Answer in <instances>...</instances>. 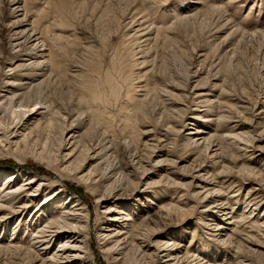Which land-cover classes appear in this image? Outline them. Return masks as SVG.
I'll return each instance as SVG.
<instances>
[{
    "label": "rangeland",
    "instance_id": "obj_1",
    "mask_svg": "<svg viewBox=\"0 0 264 264\" xmlns=\"http://www.w3.org/2000/svg\"><path fill=\"white\" fill-rule=\"evenodd\" d=\"M24 2L28 17L23 28L46 46L39 52L41 42L33 51L32 41L25 49L13 50L8 29L3 30L0 193L13 176L15 189H27L38 197L30 202V196L21 194L27 209L17 215L10 196L0 203L6 207L0 212L3 245L18 238L28 248L37 235L33 224L50 217L51 212L42 219L40 207L48 202L49 209L57 208L60 200L71 196L69 205L80 199L89 210L87 240L95 264H113L98 236L122 205L133 220L130 234L137 236L135 242L128 240L124 257L128 264H160L165 259L141 261L137 253V247L148 244L145 237L155 226L161 238L174 235L179 256L189 257L179 264L208 260V264H264V0H22L21 5ZM187 5L192 11L187 14L193 16L180 19ZM34 53L45 56L35 61ZM35 62L44 64L35 71L29 68L28 74L20 68ZM52 67L58 77L52 75ZM57 67L61 75L55 72ZM148 81L152 88L158 83L160 93L147 94ZM22 82L29 85L23 86V103L33 108L13 109L27 113L20 123L6 98L18 93L15 84ZM36 103L40 105L34 107ZM41 121L42 127L36 128ZM194 131L213 137V145L223 144L226 162L218 166L206 159V142L199 149L189 146L188 137L193 135L187 133ZM84 144L90 148L85 159L80 156ZM235 154H242L240 159L261 177L239 175V168L221 174V166L233 167L229 161ZM80 160L74 171L72 164ZM111 164L114 173L122 171L127 179L118 173L101 181ZM117 178L123 182L115 184ZM160 180L158 189L176 187L182 192L174 196L177 209L170 216L160 213L170 201L161 200L150 188ZM31 182L32 190L24 187ZM91 183L99 185L98 195L87 188ZM112 186L117 196L98 204ZM215 201L229 204L210 217L206 207ZM108 206L110 212L102 214ZM156 213L161 217L151 227L141 224ZM3 216L9 221L2 224ZM215 224L227 230L222 239H229L232 246L221 244ZM58 243L50 245L47 256L59 248ZM25 248L0 250V264H39L33 249Z\"/></svg>",
    "mask_w": 264,
    "mask_h": 264
},
{
    "label": "bare ground",
    "instance_id": "obj_2",
    "mask_svg": "<svg viewBox=\"0 0 264 264\" xmlns=\"http://www.w3.org/2000/svg\"><path fill=\"white\" fill-rule=\"evenodd\" d=\"M21 1L22 0H0V23L3 26V27L0 28V54H4L5 53L4 45L2 44V37H3V32H4L3 30L4 29H8V33H9V36H10L9 37L10 40H9L8 44H9V47H11L13 50L25 49V48H23V46L29 44L32 41L34 42V45L32 44V46H35V47H33L34 49H32L33 51L36 50V46L39 43H41V42H42L41 43L42 45L38 48L39 52H41V51L43 52L44 48H42V47L46 46L45 42H43V40L39 39L38 35H34L33 37H29L28 34H27V29L23 28V24L27 20V17H28V12H27V7H26V2H24L25 5H21ZM7 11H9V12H7ZM21 12H23V14H21ZM189 12H192L190 10L189 5H187L185 8H182V14H180V16H179L180 19L185 20V19L191 18L193 15L191 13L187 14ZM21 16H22V18H21ZM5 22H9V24L6 25V24H4ZM31 25L33 26V24H31ZM35 30L36 29L33 30L34 33H35ZM28 47H29V45H28ZM33 56L36 59L35 61H38V59H43L45 55H44V53H39V54L38 53H34ZM30 59H32V57ZM43 62H44V60H43ZM43 62H37V63L35 62V64H32L33 63L32 62L28 66L27 65H21L20 68L24 67L25 68L24 73L28 74L29 68L33 69V70L36 69V68L39 69L40 66L42 64H44ZM61 71L62 70H60L59 67H57L55 69V72L58 75H61ZM51 72H52L53 76L56 75V74L53 73L54 72V67L51 68ZM50 77H51V75H50ZM50 77H49V79L53 78V77H51V78ZM57 80H58V78H57ZM16 81H14V82H16ZM207 83L208 82H206V84ZM14 84H12V85H14ZM151 84H152L151 81H148V83L146 84L147 88H149V90H147V94H149L150 92H156V91L158 93H160L159 92V87L160 86L158 85V83H157V86H154L153 88L151 87ZM25 85H28V83L22 82L20 85H16L15 84V86H17V88L19 89V90L16 91L18 93H13L14 95H12L11 97H7L6 98V99H8L7 103H9V105H11L13 107L12 110H11V111H13L12 114L16 115V118L20 119L19 120L20 123L22 121V118L27 113L25 111L24 112H16L13 109L14 108H22V109L24 108V109H28L29 110L32 107L29 104H24L23 103V99L22 98L25 96V92H24L25 88L23 86H25ZM139 90H140V88H139ZM157 92H156V94H157ZM2 96H4V95H0V97H2ZM202 96L205 97L207 95H202ZM146 99H147V97H146ZM15 101H17L18 104ZM142 101H144V100H142ZM134 102L137 105V104H139L140 100L135 99ZM207 102H209V101H207ZM202 103H206V102L203 101ZM37 105H40V103H36L33 106L37 107ZM50 106L46 107V109H47L46 111L48 113L51 112V107ZM40 109H41V107H40ZM40 115H43V114H40ZM42 125H43V121L37 122L35 127L36 128H39V127L41 128ZM174 130H175V128H173V129L169 128V131H171V132H174ZM198 132H200V131H196L195 133H193V132L187 133V136L188 135H193V137L192 136L188 137L189 141L192 142L191 145H189V146H194L193 148L199 149L201 144L206 142L207 144L203 148L204 149L203 151L205 152L206 159L211 160V162L213 164L218 165V166H220L223 163H225L227 157H226L225 151L223 149V144L222 145L221 144L213 145V143H212L213 141L212 142L210 141V140H212L213 137L212 138H206L205 136H203L202 134H199ZM31 135H32V132L28 135V137H30ZM167 135H168V133L166 132V136ZM240 137H241V134H240V136H236L235 139H240ZM25 139L27 140V135L25 136ZM81 141H82V138H81ZM214 147H217V149L215 150ZM77 148L78 147H76V150H77ZM89 150H90L89 146H87V144H84V146H83V148L81 150V153H80L81 155L80 156H82V158L85 159L87 157V154H88ZM213 150H214V152H213ZM72 152H74V150H72ZM235 155H236V157L234 155H232V156H234V158H231L230 159L231 161H229L230 164H233V167L228 168L227 166H221V169H223L221 174H225V172H227L228 170L231 171V173H233L232 170L234 168H239V170H237L239 175H240V173H242V174H245L246 177H248V178H253L254 176L255 177L256 176L261 177L260 173L258 174L253 167H251L250 165L249 166L247 165V161L246 160L243 161V160L240 159L242 157V154L241 155L239 154L238 156H237V154H235ZM216 159H219V161L216 162ZM56 160H58V159H56ZM81 162H82V160H80L79 163L76 166L72 164V167L74 166V168H73L74 171L79 170V166L78 165H80ZM173 164H175V163H173ZM113 166L114 165H112V164L110 165V169H108L109 170L108 174H106V173L102 174V176L100 177L101 181L114 178L115 175L118 174V173H119V178H121V176H122L123 178L127 179V177L124 175V173L122 171H119L118 173H114L116 171V169ZM201 171H204V168ZM197 174H199V173H197ZM11 177H13V176H11ZM11 177L7 178V180L9 182L7 184H5V186L2 187V189H1L0 195L1 196L3 195V197L0 200V203L1 202H5L3 200L4 198H6V200H8L9 198H7V197L10 196V198H12L11 200L13 202H15L14 206H13V203H12V208H15V207L18 208L14 212L17 215V214H19V212H18L19 210H20V212H22V211L24 212L27 209V204H25L22 201H20V195L21 194L26 193L27 196H30V202H34L35 199L38 196H36L37 193L35 195L31 194L32 191L31 192L27 191V189L25 191L24 188L15 189L16 186L13 185V183H15V179L13 180V178H11ZM32 179H34V178H32ZM28 180H30V179L25 180V182L28 181ZM161 180H163V179H161ZM161 180H160V182L158 181L157 183L151 184L150 188H155L156 189V190H154V193L156 195L159 194L161 196V200H165L166 199V200L170 201V203L163 205L162 208L160 209V213L162 212V213H165L166 216H170V215H172L175 212L174 210L177 209V208L175 209V207H174L175 204H173L174 203L173 198L176 195L178 197L179 194L182 193V192L178 191L179 188H176V187H174V188H172V187H164L163 189H161V188L158 189L160 187L159 184L162 182ZM34 181L35 180H33V182ZM121 181H119L118 178H117V179H115L114 183L116 184V183H119ZM33 182L24 185V187L25 186H30L29 190H32L31 187L34 184ZM6 185H7V187H6ZM156 185H158V186H156ZM152 186H155V187H152ZM206 187H207V185H205L203 188H206ZM39 188L43 189L42 185H40ZM87 188H89V189L91 188V192L93 194H95V195L99 194V185H97L96 183L89 184ZM115 189L116 188L115 187L113 188V186L110 189H108L107 190L108 193L105 192V195L100 198V200L98 201V204H99V202L101 204L107 203V202H105L106 198L116 197L117 194H114L116 192ZM34 192H39V190L38 191H34ZM208 193L210 194L211 192L209 191ZM218 193L219 194H225V193H223V190H220ZM61 195L62 194H60V193L56 194L54 198H57V197H59ZM71 200H73V198L71 196H68L67 198H65L63 200H60L61 204L59 203V206L57 208H54V209H49L48 208V205H47L48 202L44 203L40 207V209L38 210L39 211L38 213L41 214L42 219H45L48 216L47 214L51 212L50 213V217H47L48 219H46V220H37L35 222V224H33L32 227L36 226V230H37L36 234L37 235L31 237V240H30L31 243H30V246L28 248H25V245L27 244V242L23 241L22 239L18 240V238L12 239V240L10 239V241L7 242L6 246H4L5 244L3 242V239L1 238L0 239V250L11 251V250L15 249V250H20L21 251V250H23V248H25V250H30L32 248L33 252H35V255H36V259L35 260H37L39 264H95L94 263V259L91 258V255H90L91 249H90L89 242L87 240V237L89 236L88 232H87L88 228H89V219H90V217L88 215L89 210L86 211L84 209L85 208V204L82 202V200H80V199L74 200L71 203V205H69L70 202L68 203V201H71ZM226 200L229 201V199H226ZM217 202L218 201H215L214 203L209 204L206 207L207 212L208 211L211 212L210 217L211 216L213 217V215L216 213V211L219 212V209L222 206H224L226 204L227 205L229 204V203H225V202L223 204H218ZM5 208L1 204L0 205V212H2L3 209L5 210ZM10 210H12V209H10ZM256 210L257 209H255V211ZM109 212H110V207L109 206L108 207H104V212H102V214H107ZM112 214L113 215L109 219L111 223L108 226H106L105 228L100 229V232H99V236L98 237L100 238V241L102 243V247L101 248H102V250L104 249V252H105V254H107V256H109V254L112 256L113 264H128L124 260V257L126 255L128 240L132 239L131 241L135 242L136 241V237H137L136 234L135 235L134 234H130L131 233L130 232L131 225L129 223L132 222L133 220L131 219L130 215H127V211H125L124 205H122V207H119L118 210L114 211V213H112ZM225 214L228 215V213H224V215ZM159 217H161V215H159V213H156L154 216H151L146 221L141 222V224H145L147 227H149V226L151 227L152 224L157 222V218H159ZM38 218H40L39 215H38ZM233 218L234 217H231V218H228V219L230 220V219H233ZM1 220H3V221H1V223L2 222L6 223V221L7 222L9 221L8 219L5 218V216L1 217ZM223 220H225V219H223ZM134 222L131 223V224H134ZM235 223L237 224V225L235 224V226L239 225L238 221L235 222ZM42 224H45V226L44 227H40ZM211 225H207V226L210 227ZM215 225L218 227L215 231H216V233H218L217 237L219 236L221 238V240H222L221 244H223L224 246H227V244H229V246H232L233 243H231V241L229 239H227V240H223L222 239L223 238V233L226 232L227 230L224 227H222L221 225H219V224H215ZM259 225L258 226L252 225V228H256V227L260 228L261 225H260V227H259ZM16 227H17L16 229L19 230L18 229L19 226L17 225ZM38 229H39V231H38ZM237 229H235V231H238ZM263 230H264V228H263ZM260 231H261V229H260ZM145 238L146 239L148 238V241H149L148 244L146 243L147 245L144 244L145 246L137 247L136 245H134L133 242H131L132 246L137 247L136 248L137 249V253L138 252L140 253L139 255H140V260L141 261H143V260L145 261L147 258L148 259L150 258L152 260V258H154V257H156V258L157 257H162V259L163 258H165V259L161 260L162 263L160 262V264H179L181 260H185L186 261L189 258V257L185 258L184 256L180 257L179 256L180 253L177 252L178 249L176 248L177 245H178L176 237L174 235L173 236L172 235H165V236H163L161 238L157 226H155L154 229L152 228V230L149 229L148 237H145ZM158 238H161L162 240H158ZM250 239H252V238H250ZM57 240H59V243H58L59 248L57 247L56 250L53 251V253H51L49 256H47L48 255V251L51 249L50 245H52V244L54 245ZM218 241H219V239H218ZM152 244L154 246H152ZM149 252H151V254H149ZM121 256H122V258H121ZM88 259H91V260H88ZM208 262H211V260H208ZM208 262H207V264H208ZM145 264H147V263H145ZM185 264H189V263H185Z\"/></svg>",
    "mask_w": 264,
    "mask_h": 264
}]
</instances>
